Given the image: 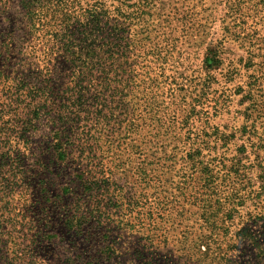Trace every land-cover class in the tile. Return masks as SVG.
I'll list each match as a JSON object with an SVG mask.
<instances>
[{
    "label": "rangeland",
    "instance_id": "374dc122",
    "mask_svg": "<svg viewBox=\"0 0 264 264\" xmlns=\"http://www.w3.org/2000/svg\"><path fill=\"white\" fill-rule=\"evenodd\" d=\"M0 264H264V0H0Z\"/></svg>",
    "mask_w": 264,
    "mask_h": 264
},
{
    "label": "trees",
    "instance_id": "16d2710c",
    "mask_svg": "<svg viewBox=\"0 0 264 264\" xmlns=\"http://www.w3.org/2000/svg\"><path fill=\"white\" fill-rule=\"evenodd\" d=\"M69 20V18H68ZM69 21H64L63 20V23L67 24ZM93 57V56H92ZM59 123L60 125L62 126L61 130H56L54 133H53V138L55 139V142H54V146L55 148L57 149L58 151V158L60 159V161H64L65 160V152L63 150V145L66 144L67 142L71 143V140H70V137L69 136H66V134L64 135V133H68V130L67 132L66 131V124H67V120H68V117L66 116V113L63 112L61 114H59ZM100 121V120H99ZM65 129V131H64ZM216 135H218V133L216 132L215 133ZM71 135V134H70ZM63 137H66L68 138L66 142H63L62 138ZM80 147H81V154H84L86 153L87 149H89L88 151H90V153L93 151L94 149V145L96 146H100V143H99V140H98V134L97 133H94L93 132V128H86V132H83V136L80 138ZM198 150H196V152H191L187 155V158L190 159V160H194L196 159V161L194 162V169H197L198 171V168H200L199 170V178L201 181H203V189L208 191L209 190V187L213 186L215 180H216V175L212 172L211 168L206 165L203 161L201 160H198L199 158H197L198 156ZM92 157V160L93 162L95 163V165H99L97 170H87V171H82L80 174H77V177L79 180H82L84 179V177L86 175H90V180L87 182H90V183H93V184H96V183H106V178L104 176L105 174V171H106V167L104 166V163L103 162H95V156L94 154L91 155ZM149 181H152L151 178H148V179H145L144 180V183L145 184H148ZM90 189V188H88ZM109 190V188H107Z\"/></svg>",
    "mask_w": 264,
    "mask_h": 264
}]
</instances>
